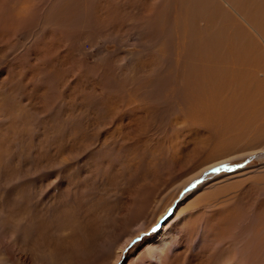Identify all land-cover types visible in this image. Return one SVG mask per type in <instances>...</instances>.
Returning a JSON list of instances; mask_svg holds the SVG:
<instances>
[{
    "label": "rangeland",
    "instance_id": "374dc122",
    "mask_svg": "<svg viewBox=\"0 0 264 264\" xmlns=\"http://www.w3.org/2000/svg\"><path fill=\"white\" fill-rule=\"evenodd\" d=\"M106 1L87 0L86 11ZM128 6L103 23L85 13L79 49L55 52L62 30L47 44L36 14L21 23L4 5L13 33L0 26V264H264V179L244 175L264 155L223 162L213 156L223 140L200 129L209 147L190 152L174 98L136 114L113 80L105 87L103 77L129 79L142 62L174 63L187 39L175 12L159 35Z\"/></svg>",
    "mask_w": 264,
    "mask_h": 264
},
{
    "label": "bare ground",
    "instance_id": "6f19581e",
    "mask_svg": "<svg viewBox=\"0 0 264 264\" xmlns=\"http://www.w3.org/2000/svg\"><path fill=\"white\" fill-rule=\"evenodd\" d=\"M42 2L43 6L50 9L41 16L39 7ZM154 2L159 5L158 11H155ZM6 3L10 10L15 11L9 17L19 19L24 15L19 19L22 20L21 23L30 19L29 14L25 15L28 10L31 14H36L39 31L50 33L47 44L53 31L62 30L61 41L50 45L55 52L60 51L66 43L79 49V42L86 33L85 13L96 14L98 21L103 23L110 11L118 10L124 5H129L131 9L135 6L143 19L147 20V24L152 25L160 35L166 27L164 18L170 15V19L172 11L175 12L173 18L178 16V30L183 29L187 39L183 43V52L178 51L175 55L174 63L142 62L133 67L134 71L129 79L115 78V82L111 76L103 77L105 87L113 80L117 92L128 97L136 114H143L152 108L153 97L159 95L157 101L160 104L165 103L169 97L174 98V110L183 114L182 122L176 124L182 126L181 130H184V125H189L191 134L189 138L184 137V140L189 139V144L184 149L192 148L190 152H199L198 148L203 147L204 151L209 147L207 142L200 139L204 137L199 134L200 129L205 133L212 132L214 137L223 140H217L213 151V156L219 157L223 162L250 156L255 152L257 157L264 155V0H107L103 7L95 6L91 12L86 11L87 0H42L37 8L33 5V0L31 3L27 0H0V22L3 20L8 24L6 26L0 23V26L3 31L6 28L12 34L10 19L7 21L3 15ZM130 3H133L132 7ZM173 18L170 24L175 27L176 19ZM19 20H15L14 24L19 23ZM71 25L74 27L72 36L69 34ZM104 27L111 28L106 25ZM11 44L5 46L10 48ZM170 46L173 48L174 44ZM158 54L164 58L161 50ZM198 57L200 61L197 67ZM66 66L70 68L69 65ZM49 71L50 77L47 78L51 80L62 73L61 70ZM203 84L207 86L201 88ZM188 85L191 86L189 89L201 88L200 91L207 94L199 96L197 93L193 96L185 91ZM45 90L50 95V89ZM192 144L194 147H188ZM250 173H254L255 180L259 177L264 179V164L246 170L244 175ZM188 196L185 194L183 198ZM155 242L156 240L153 241L154 244ZM169 242L170 239L160 241L158 246L164 249ZM34 258L38 263L37 257Z\"/></svg>",
    "mask_w": 264,
    "mask_h": 264
}]
</instances>
